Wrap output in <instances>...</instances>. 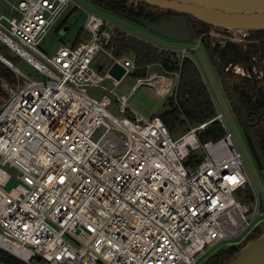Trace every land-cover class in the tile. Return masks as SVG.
Listing matches in <instances>:
<instances>
[{"label":"built area","instance_id":"2783aa9c","mask_svg":"<svg viewBox=\"0 0 264 264\" xmlns=\"http://www.w3.org/2000/svg\"><path fill=\"white\" fill-rule=\"evenodd\" d=\"M73 3L12 0L0 13V41L42 76L10 62L16 80L0 82V250L20 264L37 257L47 264H195L218 244H241L264 211L257 198L237 195L248 174L222 112L212 100V117L173 135L157 114L130 111L128 96L103 82L115 87L139 67L113 54L118 27L89 11L85 40L50 54L40 49ZM245 37H238L243 49ZM99 51L110 59L104 76L91 67ZM189 51L175 53L182 59ZM113 63L125 70L120 80L108 73ZM251 63L244 70L229 62L224 71L261 79L264 61ZM142 69L132 92L145 86L160 98L175 96L178 71L159 62ZM90 86L114 95L119 114L109 110L107 94L89 95ZM214 122L223 136L201 142L198 133ZM190 155L196 158L186 167Z\"/></svg>","mask_w":264,"mask_h":264},{"label":"trees","instance_id":"16d2710c","mask_svg":"<svg viewBox=\"0 0 264 264\" xmlns=\"http://www.w3.org/2000/svg\"><path fill=\"white\" fill-rule=\"evenodd\" d=\"M95 5L101 6L106 9H110L118 13H127L130 17L136 19L145 18L149 21H157L160 17H167L168 14H174L172 11L161 10L150 7L144 3H139L137 10H127L124 5V0H90ZM134 2L135 0H128ZM136 2V1H135ZM57 27L54 32L56 33ZM189 29L191 31L193 41L200 38L201 45L203 44L206 49H212V53L218 58V62L223 66L225 62H237L247 64L251 61V57L259 53L261 57H264V30L254 31L251 33V42H249L244 49H236L231 46H218L210 47L209 38L205 35L208 29L204 24L190 20ZM113 41V54L116 57L131 56L133 55L134 63L139 67L134 71L132 75L135 77H141L144 75V69L142 66L148 63H161L167 71H178L179 78L177 82L176 94L174 97L170 96L165 99L166 109L158 114L161 117L164 124L168 127L171 133L178 128H186L189 124H199L204 122L208 118L212 117L215 113L214 106L208 89L201 77L199 69L195 62L189 56H185L182 59L177 57L174 51L166 49H160L153 44L146 42L133 35H128L120 30L114 31ZM80 41L76 39L72 46H75ZM5 47V46H4ZM0 54L6 59L11 61L5 53L0 50ZM14 64V63H13ZM226 76L230 78V74L225 72ZM0 78L7 80L10 83H14L16 78L14 72L0 61ZM245 86L232 85V89L236 96V99L242 109L245 118L249 122H256L251 130L258 143L261 154L264 158V76L259 80L245 79ZM261 83L262 86H258ZM0 93L6 96L5 92L0 89ZM259 116V117H258ZM224 134L223 129L216 123H212L198 133V138L201 142L208 140H217ZM245 139L251 151L254 162L261 170L260 161L254 151L252 143L249 137L244 133ZM196 155H190L188 159L184 161V165L193 163ZM246 193L244 196H238L242 201L252 203L254 201V195L248 184L244 186ZM260 208L263 211V206L260 204ZM262 234L261 226L254 228L246 239L239 245L223 246L217 250L214 254L210 255L203 264H222L229 260L239 249L244 246L250 240L257 238ZM0 264H20L8 253L0 250Z\"/></svg>","mask_w":264,"mask_h":264},{"label":"rangeland","instance_id":"374dc122","mask_svg":"<svg viewBox=\"0 0 264 264\" xmlns=\"http://www.w3.org/2000/svg\"><path fill=\"white\" fill-rule=\"evenodd\" d=\"M8 1L12 0H0V13H8ZM74 3L71 4L64 13L59 17L55 28L59 25L60 28L55 33L54 29L50 30L45 38L40 42L39 48L45 51L46 53H52L61 43L71 45L76 41L77 38L80 40H85L88 34L82 28L84 19L86 17V11H89L95 15L100 16L101 18L107 20L113 27H118L117 30L124 32L126 30L130 32L133 36L140 38L146 42L153 44L154 46L160 49L173 50L174 52L178 51L182 47L190 48L189 57L197 65L201 77L208 89L211 99L215 102V106L218 110H220L223 114L227 132H229L234 141L235 147L239 152L241 159L244 163L246 172L248 174V185L254 195L263 206L264 211V185L262 183L260 177V170H258L254 159L252 157L251 151L245 139L244 132L241 129L239 121L234 114L232 106L228 101L226 94L224 93L222 84L219 81V77L212 65L209 51L210 49H206L204 45H201L200 38L199 41H191V42H183L171 40L162 36H159L147 29H145L140 24L135 21L128 20L121 15L114 13L113 11L103 8L101 6L95 5L90 0H73ZM77 4L79 6H77ZM210 30L207 29L205 33L202 35L207 36L211 44V36L209 34ZM125 33V32H124ZM248 43L251 42V34L246 37ZM5 45L0 41V50H2L5 55L13 61L14 65H16L22 72L33 77V78H42V76L33 68L28 62H26L20 56H17L14 52H12L8 47H4ZM246 47V45H245ZM214 55V54H213ZM3 56V55H2ZM215 56V55H214ZM4 57V56H3ZM133 60V55L129 56ZM255 59V61L253 60ZM8 60V59H7ZM9 61V60H8ZM264 61V57H261L259 53L255 54L254 57H251V61L247 64L237 63L235 61L232 62L233 65L238 64L240 67L245 69L252 68L253 62L254 64L262 63ZM10 62V61H9ZM110 63V59L103 52L99 51L92 64L91 67L95 73L99 76H104L106 72V68ZM229 62L223 63L227 65ZM232 69V68H231ZM257 70V69H256ZM230 74V78H228L231 86L237 84L238 86H245V79L250 80V78L242 76L240 74H235L232 71L228 72ZM16 78V77H15ZM0 78V82H1ZM5 80V79H4ZM135 84V76L128 75L122 78L120 83L115 87L111 85L110 80H106L103 82V85H106L109 88L114 89L116 96H128L127 106L130 111L138 113L144 117H149L151 115L160 114L166 109L165 99L160 98L155 92L145 86L137 87L133 92L132 87ZM258 86H262L261 83ZM1 89V87H0ZM2 90V89H1ZM86 91L89 95L100 98L103 94H107L112 100V105L108 108L109 110L117 115L119 114L116 108V97L104 90H100L95 87H86ZM5 97L0 93V105L4 102ZM186 128H178L173 132V135H178L183 132ZM12 185H9L7 189H11ZM246 193V188L243 187L239 190L238 196H244ZM261 231L264 232V221L261 222ZM223 244H218L212 247L206 254L201 256L196 260L195 264H203L205 260L212 254H214L217 250L221 249ZM21 264H47L44 260L40 258H34L29 263H21Z\"/></svg>","mask_w":264,"mask_h":264},{"label":"water","instance_id":"95a60500","mask_svg":"<svg viewBox=\"0 0 264 264\" xmlns=\"http://www.w3.org/2000/svg\"><path fill=\"white\" fill-rule=\"evenodd\" d=\"M135 1L153 8L174 12L170 17H161L157 21H149L145 18L135 19L145 29L171 40L183 42L193 40L189 29L190 20L200 22L208 27L211 36V48L218 45L243 49V43L239 42L238 37L248 36L254 31L264 30V0ZM247 44L248 40L245 45L247 46ZM209 56L241 129L249 137L260 161L262 167L260 177L264 185V158L251 130L256 122H249L245 118L224 71L225 65L221 66L219 64L218 58L212 53V49L209 51ZM0 61L11 67V63L2 55H0ZM124 72L125 70L118 63H113L108 71L116 80H120ZM222 264H264V232L257 238L247 242L237 253Z\"/></svg>","mask_w":264,"mask_h":264},{"label":"flooded vegetation","instance_id":"af4514ba","mask_svg":"<svg viewBox=\"0 0 264 264\" xmlns=\"http://www.w3.org/2000/svg\"><path fill=\"white\" fill-rule=\"evenodd\" d=\"M122 1V0H121ZM124 5H125V8L127 9V10H132V11H135V10H137L138 9V7H139V3H137V2H130V1H128V0H124ZM110 10V9H109ZM112 11V10H111ZM114 12V11H113ZM114 13H116V14H118V15H121L122 17H124V18H126V19H128V20H131V21H135V19L136 18H134V17H130L127 13H118V12H114ZM171 15H173V14H168V15H166L167 17H165V18H168V17H170ZM161 18V17H160ZM136 23H137V21H135ZM226 72V71H225Z\"/></svg>","mask_w":264,"mask_h":264},{"label":"bare ground","instance_id":"6f19581e","mask_svg":"<svg viewBox=\"0 0 264 264\" xmlns=\"http://www.w3.org/2000/svg\"><path fill=\"white\" fill-rule=\"evenodd\" d=\"M163 83H165V81H161V82H159L157 85H158V89L161 87V85L163 84Z\"/></svg>","mask_w":264,"mask_h":264}]
</instances>
